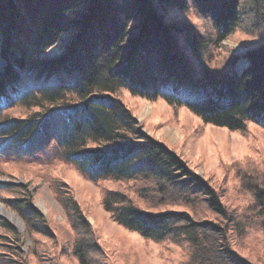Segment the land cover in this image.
<instances>
[{
  "label": "trees",
  "instance_id": "16d2710c",
  "mask_svg": "<svg viewBox=\"0 0 264 264\" xmlns=\"http://www.w3.org/2000/svg\"><path fill=\"white\" fill-rule=\"evenodd\" d=\"M192 9L210 17L215 36L203 35L188 20L170 19ZM243 16L253 32L264 30V0H0L6 62L0 118L16 105L36 109L27 117L0 119V150L22 148L61 115L59 157L92 181L139 184L137 199L121 189L103 190V206L117 223L168 244L169 251L179 248L185 257L178 264H260L240 252L237 242L250 233L264 235V175L235 163L242 188L253 194L250 206L236 212L176 151L145 135L119 96L127 89L147 100L162 98L233 131L246 130L250 122L264 129V31L240 72L203 61L213 40L227 39ZM70 31L77 34L71 46L47 60L48 50ZM238 60L230 56L228 67ZM62 204L77 233L73 255L80 264H99L105 253L79 204ZM164 207L173 209L153 211ZM17 211L29 233L53 236L37 210L20 205ZM1 223L13 243L4 245L10 254L0 253V264H28L16 244L17 228Z\"/></svg>",
  "mask_w": 264,
  "mask_h": 264
},
{
  "label": "rangeland",
  "instance_id": "374dc122",
  "mask_svg": "<svg viewBox=\"0 0 264 264\" xmlns=\"http://www.w3.org/2000/svg\"><path fill=\"white\" fill-rule=\"evenodd\" d=\"M173 18L188 20L203 35L215 36L210 17L204 18L194 9L188 16L176 14L170 17ZM248 23L249 19L244 17L227 39L219 44L213 40L203 58L207 67L240 72L247 66L244 56L262 43L263 39L259 36L264 31L253 32ZM76 36L75 31L64 33L56 45L48 50L45 58H60ZM2 39L0 31V58L3 61L0 71L6 66L1 55ZM180 43L187 58L192 60L185 41L180 40ZM233 55L239 60L228 67L227 61ZM119 94L137 117L141 131L176 151L193 170L219 190L228 206L235 207L236 212L250 206L253 194L242 188L234 165L242 161L240 165L246 164V169L243 166L244 172L250 173L251 169H256L264 175V129L250 122L246 130L233 131L207 124L187 107L169 104L162 98L147 100L131 95L127 89H122ZM35 110L16 105L8 108L1 118L6 115L27 117ZM63 125L64 117L58 115L43 132L20 146L22 148L0 150V203L19 219L17 223L0 217V253L10 254L4 245L13 243L9 239L12 234L2 227L1 221H7L17 228L19 240L16 244L21 247L28 264H80L73 255L77 233L71 224L69 212L62 204L64 200L72 199L79 204L94 238L104 250L106 257L100 256L99 264H178L182 261L185 254L179 248L169 251L168 244L147 239L139 232L120 225L105 210L102 203L104 189H121L137 199L139 184L113 179L92 181L73 164L65 162L58 155L57 140ZM224 165L232 167L224 170ZM20 205L37 210L42 223L50 228L53 236L48 238L42 233H29L25 218L17 211ZM166 209L173 208L153 211ZM242 241L237 242L239 251L255 263L264 264V235L261 232L250 233Z\"/></svg>",
  "mask_w": 264,
  "mask_h": 264
},
{
  "label": "bare ground",
  "instance_id": "6f19581e",
  "mask_svg": "<svg viewBox=\"0 0 264 264\" xmlns=\"http://www.w3.org/2000/svg\"><path fill=\"white\" fill-rule=\"evenodd\" d=\"M55 50H53L54 52ZM55 54H58L57 52H54ZM3 66V61H1V58H0V67ZM148 109L146 108V111ZM41 207V205H39ZM0 217H4V218H8L10 219L11 221L13 222H17L19 223V219L18 217L12 212V211H9L6 206H4L3 204L0 203Z\"/></svg>",
  "mask_w": 264,
  "mask_h": 264
}]
</instances>
